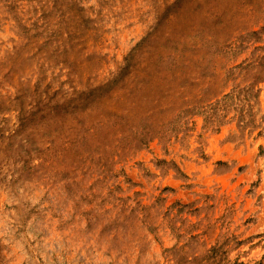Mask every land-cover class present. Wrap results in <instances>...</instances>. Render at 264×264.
<instances>
[{
	"label": "rangeland",
	"instance_id": "374dc122",
	"mask_svg": "<svg viewBox=\"0 0 264 264\" xmlns=\"http://www.w3.org/2000/svg\"><path fill=\"white\" fill-rule=\"evenodd\" d=\"M0 264H264V0H0Z\"/></svg>",
	"mask_w": 264,
	"mask_h": 264
}]
</instances>
